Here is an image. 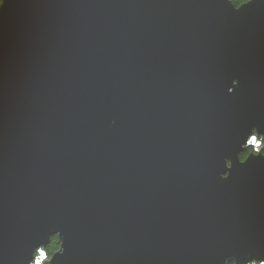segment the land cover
<instances>
[{
    "label": "water",
    "instance_id": "water-1",
    "mask_svg": "<svg viewBox=\"0 0 264 264\" xmlns=\"http://www.w3.org/2000/svg\"><path fill=\"white\" fill-rule=\"evenodd\" d=\"M264 0H4L0 264L264 263Z\"/></svg>",
    "mask_w": 264,
    "mask_h": 264
},
{
    "label": "trees",
    "instance_id": "trees-1",
    "mask_svg": "<svg viewBox=\"0 0 264 264\" xmlns=\"http://www.w3.org/2000/svg\"><path fill=\"white\" fill-rule=\"evenodd\" d=\"M230 1L232 2L233 5H235V7H239L241 4H243L244 2L248 0H230ZM253 137L256 138L255 143L251 142ZM263 145H264V140L262 139V137H257L255 134H253L248 144L246 145L245 151L240 154L241 160H244L249 153H252V152L257 153L259 151L258 149ZM58 247H59V244H58L57 237L52 236L50 238L49 244L44 249H39L35 253L34 260L31 264H38V262H40V264H47V261L49 260L51 255L58 249ZM41 253H43V256H41ZM250 264H264V263L252 262Z\"/></svg>",
    "mask_w": 264,
    "mask_h": 264
},
{
    "label": "snow or ice",
    "instance_id": "snow-or-ice-1",
    "mask_svg": "<svg viewBox=\"0 0 264 264\" xmlns=\"http://www.w3.org/2000/svg\"><path fill=\"white\" fill-rule=\"evenodd\" d=\"M3 3H4V0H0V5H2ZM251 142L255 143L256 142V138L253 137ZM41 256H43V253H41ZM38 264H40V262H38Z\"/></svg>",
    "mask_w": 264,
    "mask_h": 264
},
{
    "label": "rangeland",
    "instance_id": "rangeland-1",
    "mask_svg": "<svg viewBox=\"0 0 264 264\" xmlns=\"http://www.w3.org/2000/svg\"><path fill=\"white\" fill-rule=\"evenodd\" d=\"M262 148H264V145L263 146H261L258 150L260 151Z\"/></svg>",
    "mask_w": 264,
    "mask_h": 264
}]
</instances>
